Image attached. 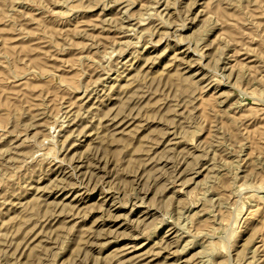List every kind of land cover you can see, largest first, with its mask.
Wrapping results in <instances>:
<instances>
[{
    "label": "rangeland",
    "instance_id": "1",
    "mask_svg": "<svg viewBox=\"0 0 264 264\" xmlns=\"http://www.w3.org/2000/svg\"><path fill=\"white\" fill-rule=\"evenodd\" d=\"M0 264H264V0H0Z\"/></svg>",
    "mask_w": 264,
    "mask_h": 264
},
{
    "label": "bare ground",
    "instance_id": "2",
    "mask_svg": "<svg viewBox=\"0 0 264 264\" xmlns=\"http://www.w3.org/2000/svg\"><path fill=\"white\" fill-rule=\"evenodd\" d=\"M172 235V234H171ZM166 247V246H165ZM121 253V252H120ZM204 260V259H203Z\"/></svg>",
    "mask_w": 264,
    "mask_h": 264
}]
</instances>
